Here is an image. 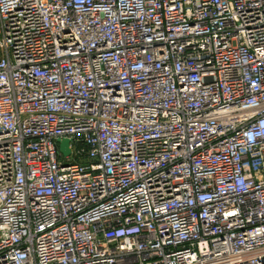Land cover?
<instances>
[{
  "label": "built area",
  "instance_id": "built-area-1",
  "mask_svg": "<svg viewBox=\"0 0 264 264\" xmlns=\"http://www.w3.org/2000/svg\"><path fill=\"white\" fill-rule=\"evenodd\" d=\"M0 264H264V0H0Z\"/></svg>",
  "mask_w": 264,
  "mask_h": 264
},
{
  "label": "water",
  "instance_id": "water-1",
  "mask_svg": "<svg viewBox=\"0 0 264 264\" xmlns=\"http://www.w3.org/2000/svg\"><path fill=\"white\" fill-rule=\"evenodd\" d=\"M70 140L69 139H63L61 141V149L64 152V154H70L71 148H70Z\"/></svg>",
  "mask_w": 264,
  "mask_h": 264
},
{
  "label": "rangeland",
  "instance_id": "rangeland-1",
  "mask_svg": "<svg viewBox=\"0 0 264 264\" xmlns=\"http://www.w3.org/2000/svg\"><path fill=\"white\" fill-rule=\"evenodd\" d=\"M60 158H61V159L66 158L65 154L62 153Z\"/></svg>",
  "mask_w": 264,
  "mask_h": 264
}]
</instances>
